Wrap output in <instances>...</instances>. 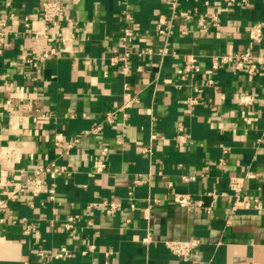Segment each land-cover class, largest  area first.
<instances>
[{
  "label": "crops",
  "instance_id": "obj_1",
  "mask_svg": "<svg viewBox=\"0 0 264 264\" xmlns=\"http://www.w3.org/2000/svg\"><path fill=\"white\" fill-rule=\"evenodd\" d=\"M49 1L68 10V48L35 36ZM173 3L0 0L9 26L0 53V264H264V40L249 38L255 23L264 29V0ZM161 17L172 22L167 37L157 32ZM250 46L255 75L213 68V57ZM52 48L58 54L43 59ZM125 54L127 74L117 59ZM192 57L199 73L185 71ZM245 93L249 106L239 103ZM97 159L103 174L91 170ZM49 166L62 175L45 173L34 195L29 183ZM232 178H245L252 207L232 209ZM193 239L200 245L188 261L166 245ZM60 247L66 257L38 255Z\"/></svg>",
  "mask_w": 264,
  "mask_h": 264
},
{
  "label": "built area",
  "instance_id": "obj_2",
  "mask_svg": "<svg viewBox=\"0 0 264 264\" xmlns=\"http://www.w3.org/2000/svg\"><path fill=\"white\" fill-rule=\"evenodd\" d=\"M226 3L227 6H233L236 4L241 5H248V0H222ZM177 0H174L173 7H177L176 4ZM180 17L185 20H191L192 15L185 11H179ZM214 21H217V17H213ZM42 21L44 23V30L36 32L35 36L37 39H44L48 43L61 42L63 46L68 48V45L70 44V39L72 36L66 35L63 31V24L70 21V17L68 15V10L64 6V4L60 1H49L43 3L42 6ZM205 20L204 18H200L199 24L200 26H204ZM8 24L6 21L0 22V53L2 52V47L4 46V42L6 39L7 31H8ZM172 30V22L169 21L166 17H161L159 19V22L157 24V32L160 35L169 36L171 34ZM130 32H127V36H130ZM249 38L253 43H261L264 40V29L263 26L260 23H255L250 27L249 30ZM126 40V38H125ZM147 52H151V50H148ZM169 53L168 49H164L160 52V55L166 56ZM58 54L57 50L55 48L50 49L49 51H45L42 54L43 59H51L53 56H56ZM23 59L27 63H33L36 64V62H33L32 58H29L26 56L23 57ZM38 59H41L38 58ZM118 60H121L124 62V67L122 68V72L124 74H127L129 72V65L127 60V54H125L123 57H118ZM116 60V59H114ZM212 66L215 69H219L221 66L225 67H236L239 69H244L247 71L249 75H255L258 72L259 65H258V59L254 55L252 46L247 47L244 51L241 53L236 54H228V55H217L212 58ZM201 70L198 60L194 57L188 59L186 65H185V71L187 72H195L199 73ZM133 101L129 100L125 107H129ZM239 103L242 106H249L252 103H254V97L250 93H245L242 95L239 99ZM112 121V120H110ZM264 140V127L261 129V135L259 138V141ZM106 149H104L103 154L106 155ZM107 167V164L104 159H97L93 161L92 165V172L94 174H103L105 169ZM47 173L49 174L53 179L56 177L62 175V171L59 168L55 167H43L36 171V176L33 181L29 183L32 189V192L34 195H39L43 188V181L42 177L43 175ZM253 174L249 173L246 178H252ZM192 179H194L192 177ZM244 187H245V178H232L231 179V189L234 193L235 202L233 204V210L238 209L239 207L244 208H250L252 207V200L249 196H247L244 193ZM26 186L22 187L19 190V193H23L26 189ZM49 192L51 194V198H55L56 190L55 187L52 186L49 189ZM16 192L13 194H10L8 196L9 199L14 197ZM174 201L183 207H187L191 203V198L189 195L185 194H177L175 195ZM1 206L6 207V202H1ZM118 205L113 204L112 208H117ZM73 221V219H71ZM69 226H71L69 224ZM167 247L169 250L178 258L182 259L183 261H188L190 259V256L192 252L199 247L200 240L199 239H193V240H186V241H167L166 242ZM93 247H91L92 249ZM86 253V252H85ZM69 254V250L66 247H60L57 250L49 251V250H40L38 252V255L40 257L46 258L48 256H55L58 258L66 257Z\"/></svg>",
  "mask_w": 264,
  "mask_h": 264
}]
</instances>
